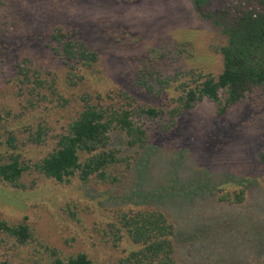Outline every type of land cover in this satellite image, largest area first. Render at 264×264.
<instances>
[{
    "label": "rangeland",
    "instance_id": "rangeland-1",
    "mask_svg": "<svg viewBox=\"0 0 264 264\" xmlns=\"http://www.w3.org/2000/svg\"><path fill=\"white\" fill-rule=\"evenodd\" d=\"M99 58L66 64L51 45L55 27ZM227 37L191 0H0V165L28 169L19 188L0 176V222L27 224L20 245L0 232V264H49L85 253L120 264L136 247L115 239L122 211L161 210L176 228L179 264H264V96L257 91L220 114L205 99L172 123L181 85L218 77ZM147 87H152L149 92ZM85 99L106 109H163L138 117L145 147L113 130L121 163L109 179L60 183L35 169L82 112ZM12 140V145L9 140ZM246 190V201H218Z\"/></svg>",
    "mask_w": 264,
    "mask_h": 264
},
{
    "label": "trees",
    "instance_id": "trees-1",
    "mask_svg": "<svg viewBox=\"0 0 264 264\" xmlns=\"http://www.w3.org/2000/svg\"><path fill=\"white\" fill-rule=\"evenodd\" d=\"M197 14L212 22L227 37V44L220 49L224 65L218 77L200 76L193 87L181 85V95L176 107L170 111L172 123L179 116L191 111L205 99L221 102L220 114L243 102L249 95L260 91L264 96V0H191ZM53 52L66 64H83L90 67L98 61V54L85 42L71 38L61 26L52 33ZM149 92L153 89L147 87ZM163 109L142 108L113 110L91 104L85 99L80 115L69 125L68 132L60 136L57 147L35 169L60 183L78 177L83 183L93 178L109 179V171L121 163L120 150L112 147L113 130L124 132L131 147H145L147 131L135 122L138 117L158 118ZM2 117L0 116V121ZM9 144L12 145L10 139ZM28 167L18 157L0 165L1 178L19 188L20 180ZM218 201L241 205L246 201V190L234 195L217 196ZM118 227L112 224L115 239L127 237L136 247L120 264H179L175 259L176 228L161 210H138L119 215ZM0 232L7 233L20 245L33 240L30 227L25 224L9 225L0 222ZM49 264H94L85 253L62 258L52 250Z\"/></svg>",
    "mask_w": 264,
    "mask_h": 264
}]
</instances>
